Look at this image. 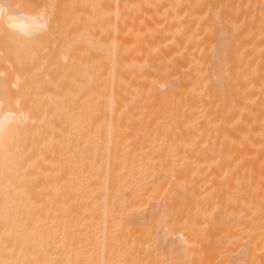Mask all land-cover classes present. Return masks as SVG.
Returning a JSON list of instances; mask_svg holds the SVG:
<instances>
[{
	"label": "bare ground",
	"instance_id": "bare-ground-1",
	"mask_svg": "<svg viewBox=\"0 0 264 264\" xmlns=\"http://www.w3.org/2000/svg\"><path fill=\"white\" fill-rule=\"evenodd\" d=\"M0 7V264H264V0Z\"/></svg>",
	"mask_w": 264,
	"mask_h": 264
},
{
	"label": "snow or ice",
	"instance_id": "snow-or-ice-1",
	"mask_svg": "<svg viewBox=\"0 0 264 264\" xmlns=\"http://www.w3.org/2000/svg\"><path fill=\"white\" fill-rule=\"evenodd\" d=\"M5 11H6V9H5V8H3V7H0V14L4 13Z\"/></svg>",
	"mask_w": 264,
	"mask_h": 264
}]
</instances>
